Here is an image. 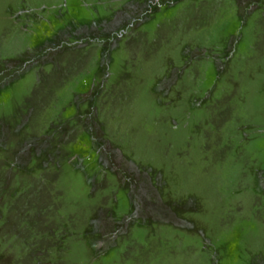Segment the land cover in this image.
<instances>
[{"label":"rangeland","instance_id":"rangeland-1","mask_svg":"<svg viewBox=\"0 0 264 264\" xmlns=\"http://www.w3.org/2000/svg\"><path fill=\"white\" fill-rule=\"evenodd\" d=\"M0 264H264V0H0Z\"/></svg>","mask_w":264,"mask_h":264}]
</instances>
